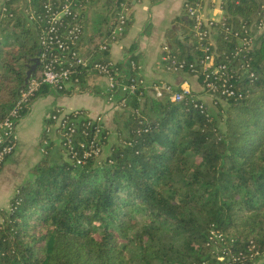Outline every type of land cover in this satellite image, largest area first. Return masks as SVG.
Listing matches in <instances>:
<instances>
[{
    "label": "trees",
    "instance_id": "1",
    "mask_svg": "<svg viewBox=\"0 0 264 264\" xmlns=\"http://www.w3.org/2000/svg\"><path fill=\"white\" fill-rule=\"evenodd\" d=\"M45 2L10 0L5 16L0 10V122L31 79L42 75L41 46L27 11L43 13ZM124 2L132 4L105 1L103 17L81 40L84 57L110 61L100 47ZM223 8L224 19L216 23L217 60L227 63L230 82L242 96L219 97L225 105L215 99V109L194 92L180 102H142L144 90L138 89L119 129L121 143L104 154V138L102 155L83 164L63 150L57 154L47 117L43 157L9 208L0 210V264H255L264 254V35L255 48L234 57L237 41L225 30L251 23L262 3L226 0ZM187 24L192 27L190 17ZM193 39L190 50L180 44L179 57L198 63L203 51ZM245 60L253 77L234 74L232 67ZM132 61L117 63L119 76H137ZM197 68L192 75L201 80ZM78 71L79 88L42 85L21 119L52 90L99 92L102 75ZM212 232L223 240L211 239Z\"/></svg>",
    "mask_w": 264,
    "mask_h": 264
},
{
    "label": "built area",
    "instance_id": "2",
    "mask_svg": "<svg viewBox=\"0 0 264 264\" xmlns=\"http://www.w3.org/2000/svg\"><path fill=\"white\" fill-rule=\"evenodd\" d=\"M8 1L10 0H2L1 16H5L9 12L5 6ZM93 1L46 0L43 13L38 14L34 9L27 11L41 46L39 60L42 63V75L39 78L31 79L28 86L21 91L20 98L10 114L0 122V171L17 147L21 111L29 105L31 97L42 85H49L57 90L72 86L77 89L79 88L78 68H83L87 73L96 71L107 80L106 92L109 101H114L119 97L118 102L123 108L129 107L131 95L138 89H145L144 81L138 75L136 77H124L122 74L119 76L116 62H93L90 58L83 56L80 43L86 34V28L81 14ZM26 2L28 3L30 0H26ZM130 9L129 3L121 4L118 22L112 29L109 40L101 45L100 50L109 51L111 46L124 35ZM186 14L192 19L193 37L198 47L203 51L202 58L198 63L181 59L178 53L166 44L163 55L166 70L192 74L198 72L197 67H200L201 83L206 93L215 99L241 97V88L230 82L233 75L227 74L229 70L227 63L217 60L216 42L213 37L217 33L216 23L220 21L204 14L201 0H187ZM225 30L236 38L237 46L232 51L234 57H239L241 53L252 50L264 35V6L254 16L251 23L244 22L238 29L225 25ZM130 64L137 71L140 68L135 61ZM249 65L250 62L245 60L240 65L232 67L235 71L234 74L240 76L247 71L249 72L248 76L253 77L254 73L248 70ZM195 75L199 77V74ZM153 89L156 98L169 97L175 102H180L186 97L192 96L193 93L187 81L180 90L161 84H155ZM203 105L204 103L201 104V107ZM47 117L52 121L47 126L49 133L55 132L60 140L62 150L77 164H83L90 158H98L102 155L103 139L108 137V131L101 116H94L83 108L67 110L57 107ZM216 237L223 240L221 234L212 232L210 238L215 239Z\"/></svg>",
    "mask_w": 264,
    "mask_h": 264
},
{
    "label": "crops",
    "instance_id": "3",
    "mask_svg": "<svg viewBox=\"0 0 264 264\" xmlns=\"http://www.w3.org/2000/svg\"><path fill=\"white\" fill-rule=\"evenodd\" d=\"M100 1L101 0H94L84 10L85 14L83 19L85 21L86 34L88 36L93 33L89 26L90 21L88 15L92 10L100 9ZM105 1L109 2L111 0ZM186 1L187 0H132L129 21L124 35L119 38L117 43L111 46L106 56L101 55V57L104 56L105 59L107 58L116 63H126L129 58H136L135 62L140 67L137 71V75L143 79L145 86L143 95L140 98L142 102L147 98L155 97L153 89L155 84L172 87V89H181L186 81L189 83V86L192 88L197 98H202V101L205 100V96L213 99V97L203 89L201 80L198 76L187 72H170L165 68L163 55L164 46L166 44L171 46L180 56L184 50L180 44L183 43L187 50H190L194 43L192 27L187 24ZM225 1L226 0H201L204 14L207 17L221 21L225 16V10L223 8ZM260 1L262 6H264V0ZM1 3L2 0H0V5ZM217 39L218 34L215 33L213 40L217 42ZM98 87L100 88L99 92L87 90L79 95H75V93H59L56 107H63L67 110L85 108L92 113L103 114L105 117V126L108 131V142L104 146V154H108L112 145L119 143V135L115 137L114 132L123 124L125 116L123 115L124 111H121L123 110L122 108L108 100L106 92L107 80L105 78L102 77L98 80ZM103 94H105V97L102 96ZM39 98L40 97L33 102L32 107L39 101ZM45 106L46 105L43 107ZM50 108L51 106H47L46 109L50 110ZM119 114L122 116L119 117ZM24 118L25 116L22 120ZM46 118L47 114L44 116V121ZM42 131L43 129L37 133L38 140L35 141L33 139V144L31 143L28 147L23 146V152L20 151V135L18 131L17 147L14 153L5 161L0 171V191H4L7 197V203L0 206V209L8 207L10 205V199L13 196V191L3 184V179L6 175L4 173L5 170L9 168L14 170L15 166L24 155L26 148H29V150L33 152L32 158L27 161V166L34 167V165L39 162L43 154L41 152L42 149L39 150L37 147L40 146L39 144L41 143L40 138ZM52 133L51 137L56 147L55 151L58 155H61L62 148L60 140L55 132L54 134Z\"/></svg>",
    "mask_w": 264,
    "mask_h": 264
},
{
    "label": "rangeland",
    "instance_id": "4",
    "mask_svg": "<svg viewBox=\"0 0 264 264\" xmlns=\"http://www.w3.org/2000/svg\"><path fill=\"white\" fill-rule=\"evenodd\" d=\"M104 8H105V0H101L100 1V9L99 10H92L91 13L88 15L89 21H90L89 26H90L91 31H94L98 22L103 17L102 15H103V9ZM35 33H36V30H35ZM79 94H82V93L75 92V95H79ZM58 95H59V93L56 92V90H52L51 93H49L47 95L40 96L39 101L36 102V104L33 107L31 106L32 109L29 110L30 113L28 112L29 114L27 113V116H25V118L23 120L21 119L19 121L20 124L18 126V131H19V135H20V144H19L20 151L23 152V149H24L23 146H26V147L30 146L33 139L35 141L38 140L37 133H39L42 129L45 128L44 116H45V114L48 115L51 112L52 108L56 107V104L58 103V98H59ZM102 96L105 97V94H103ZM204 98H205L204 101H208V102L203 101L204 103H208L210 105V107H213L215 109L217 108L214 97H213V99L207 98V96H205ZM118 100H119V97H117L116 100L111 101V102L115 103L116 105H118V107L122 108L123 110H121V111H124L123 115L126 117V115L128 114L127 111H130L131 108H130V106L123 108L121 106V104L118 102ZM221 102L223 103V105H225V103L223 101H221ZM44 105H46V106L43 107ZM47 106H51L50 110L46 109ZM83 109H85V108H83ZM89 112L94 116H97V115L101 116L103 119V123L105 124V117L103 114H95V113H92L91 111H89ZM121 116L122 115H120L119 117H121ZM124 120H123V123H124ZM221 123H222V121H221ZM122 125L119 126V128H117V130L114 132L115 137L116 136L118 137V135H119V144L121 143L122 140L120 138L121 136H120V133L118 131H119L120 127H122ZM35 134H36V136H35ZM52 134H54V132ZM21 142H22V144H21ZM39 145L40 146H38L37 149L39 148V150H40L41 144H39ZM41 152L43 154V151H41ZM32 156H33V152L31 150H29V148H26L24 155L19 160V162L15 166L14 170L12 168H9V169H6L4 172L6 175L3 179V184L8 186L9 189H11L13 191V195L15 194V192H17L18 188L31 177L30 172H31V169L33 168V166L28 167L27 161L30 160L32 158ZM3 193H4V191L1 190L0 191V206H3L7 203L6 193H4V195H3ZM8 208H9V206L4 208V209H8ZM0 210H2V208ZM222 250H223L222 248H220V247L218 248V251H222ZM255 264H264V254L260 255V258H258L255 261Z\"/></svg>",
    "mask_w": 264,
    "mask_h": 264
},
{
    "label": "water",
    "instance_id": "5",
    "mask_svg": "<svg viewBox=\"0 0 264 264\" xmlns=\"http://www.w3.org/2000/svg\"><path fill=\"white\" fill-rule=\"evenodd\" d=\"M106 60H108V59H106ZM37 62H39V59H37Z\"/></svg>",
    "mask_w": 264,
    "mask_h": 264
}]
</instances>
